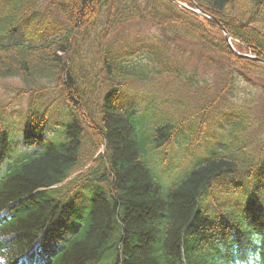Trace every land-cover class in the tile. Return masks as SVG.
<instances>
[{"label":"trees","instance_id":"obj_1","mask_svg":"<svg viewBox=\"0 0 264 264\" xmlns=\"http://www.w3.org/2000/svg\"><path fill=\"white\" fill-rule=\"evenodd\" d=\"M2 1L0 77L24 83L16 97L28 95L31 111L19 140L40 147L12 158L16 133L3 106L0 264H245L249 255L264 264V64L237 55L211 19L173 0ZM177 1H195L238 51L264 60V0ZM36 7L47 20L59 14L67 31L40 46L6 43ZM139 21L160 32L156 51L123 61L109 38ZM168 44L173 83L163 89L173 95L153 92L134 115L122 100L138 81L168 72L155 67L170 58ZM186 47L188 60L195 52L204 62L202 82L176 59ZM57 104L66 117L46 137L42 116ZM212 124L220 137L166 186L152 160L180 132L211 140Z\"/></svg>","mask_w":264,"mask_h":264},{"label":"rangeland","instance_id":"obj_2","mask_svg":"<svg viewBox=\"0 0 264 264\" xmlns=\"http://www.w3.org/2000/svg\"><path fill=\"white\" fill-rule=\"evenodd\" d=\"M1 9V7H0ZM34 10L38 11V18L35 21V25L38 24L37 22L40 23L41 18H44L42 15L44 14L42 10H39L37 7L33 8L32 12L29 13L30 16L34 15ZM35 16V15H34ZM61 21L63 22V18L57 14L55 11L52 12V19L48 22H46V24H39L37 26H34L37 29L42 30V33L38 36L37 39L33 38L31 40V42H38V41H42L45 39H49L53 36H55L56 34H58L62 29L64 31L65 27ZM1 24V23H0ZM43 29H41V27H43ZM27 28L29 31L33 30V25H28V22L25 21L22 24V29ZM35 33H32V35H34ZM20 39H26V40H30L31 36L27 35V33L25 31H23L21 33V35L19 36ZM113 43L115 46L116 50L121 51L125 58L132 59L134 57L137 56V58H145V54H149V46L146 43V39L150 38L157 40V38H159L160 40V32L158 31L157 28H155L154 26H152L150 23L148 22H133V23H129L124 25L123 27L119 28V30L117 31L116 34H114L113 36ZM167 54L170 56V60L164 59V61L162 62V64H166L167 66H171V68L173 69V45L169 44L166 46L165 48ZM156 51V50H155ZM181 54L183 55L184 58V62H182L181 60L177 59L178 62H180L181 64H183V66L185 65L184 69L186 71V73L188 75H193L196 71L198 74V78L200 80V82H202V80L207 76V71L206 68L203 67L204 62L202 60V58L200 57L199 54H196L195 52H193V57L188 60V48H184L183 50H180ZM153 52V51H152ZM152 54V53H151ZM166 54V53H165ZM177 58H179V54L177 53ZM196 59V61H195ZM188 63H187V62ZM195 61V62H194ZM188 64V65H187ZM196 68V71L195 69ZM162 69H165L164 67H162ZM159 82L161 85L165 87L166 82H170L171 84L173 83V77H169V75L167 74H163L161 76H157ZM186 81V80H185ZM188 84L185 83L184 86H187ZM20 86H23L22 82L16 78V77H0V105L6 103L8 100H15V89L19 88ZM135 86V84H134ZM139 87H137L138 89L136 90H144L143 87H145V89L149 88L150 90H155L157 88V82H155V80H153L152 76L150 75L149 78L146 79V81H144L142 83V85H138ZM143 86V87H142ZM149 91V90H147ZM134 91L132 90L131 93H133ZM162 94L165 97L166 95H173V93L170 92H164L162 90ZM259 93V91H258ZM257 93V94H258ZM27 101L28 98L24 97V99L21 100H16L14 101L15 103L13 104L12 107H10L7 110V115L8 118L10 117V115L12 114L13 118H18L20 113H22L27 105ZM143 101L137 103L136 109L140 111L142 105H143ZM3 106H0V109H2ZM259 113V112H258ZM211 134H215V132L211 129L210 130ZM189 138L187 135H185V133H183L182 135H180L178 137V139L176 140L174 147L172 148V151L174 149H176V152H179V154H184L183 152L186 150L187 145L189 144V148L191 150H193V152L195 150H198L197 154H199L201 152V149L204 147L205 139L204 136L199 135V139L194 140L192 142L189 143ZM214 138V137H212ZM196 144V146H194ZM206 148V150H205ZM210 148V144H207L204 147V152L206 153V151H208ZM196 161V160H193ZM169 167H170V171H173V160L169 162ZM160 169V173L162 175H164V183L165 184H170L173 181V176H169V172H167L164 169ZM183 171V170H182ZM179 174H175L174 177L179 176Z\"/></svg>","mask_w":264,"mask_h":264},{"label":"water","instance_id":"obj_3","mask_svg":"<svg viewBox=\"0 0 264 264\" xmlns=\"http://www.w3.org/2000/svg\"><path fill=\"white\" fill-rule=\"evenodd\" d=\"M212 19H213L217 24H219L217 20H215L214 18H212ZM219 25H220V24H219Z\"/></svg>","mask_w":264,"mask_h":264}]
</instances>
